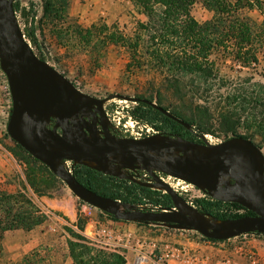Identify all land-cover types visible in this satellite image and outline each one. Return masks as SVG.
<instances>
[{
	"label": "rangeland",
	"instance_id": "rangeland-1",
	"mask_svg": "<svg viewBox=\"0 0 264 264\" xmlns=\"http://www.w3.org/2000/svg\"><path fill=\"white\" fill-rule=\"evenodd\" d=\"M16 3L18 4L16 15L24 36L26 32H33L35 42L26 36L25 38L35 54L62 73L82 92L97 98H105L112 93L139 96L156 103L158 102L156 96L164 94L173 102L181 103L174 94L161 87L158 77L125 69L127 55L119 46L102 43L95 32L96 35L88 39L83 37L85 32L80 28H88L92 23L99 21L108 25L114 24L124 32H130L137 20H144V16L134 10L131 0H69L66 20L57 17L53 12H44L42 0H16ZM248 13L256 21L262 18L257 9L248 10ZM191 14L198 22H204L212 16V12L200 2L192 7ZM263 51L264 49L257 53L256 62L245 66L237 62L233 56L219 50H213L209 58L214 63L216 76L223 81L232 84L251 78L252 81L264 83ZM11 105L8 82L0 68V189L8 191L18 189L21 187L20 178L24 173L30 174L35 178L39 191L43 193L36 195V198L48 217L31 233L22 230L6 232L3 239L5 252L0 254V264L57 262L59 255H51L45 246L34 243L35 232L45 229L56 234V237L61 236L58 239V246L60 250L66 248L68 251L67 240H75L73 235L78 228L83 229V234L91 238L96 248L123 255L124 264H134L136 249L143 248L149 252L153 242L157 246L166 243L183 245L199 253L204 260L203 264H264V234L246 233L222 241H211L194 230L170 228L158 223L138 224L121 221L125 224H117L116 220L110 219L105 212L79 199L61 180H48L39 162L34 161L15 144L6 130ZM136 105L137 102L119 98L109 99L104 103L111 132L120 136L115 127L117 122H123L127 111L130 112ZM210 112L212 118H215V111ZM212 118L209 117L208 123L212 133L205 134L208 142L216 143L232 136L230 131L224 130L217 120ZM192 129L194 130L193 127ZM189 132L191 135L189 137H194L192 140L198 139L193 131ZM235 132L243 133L245 129L236 127ZM176 134L181 135L180 132ZM254 140L259 143L264 154V141H259L257 137ZM65 164L70 168L72 166L70 161ZM141 175L139 176L143 179ZM84 176L91 180L96 189L118 194L120 198L129 200L135 198L137 203L118 199L121 202L155 209L159 206L153 202L163 201L164 192L157 187H148L149 191L137 190L127 195L117 181L90 172ZM160 176L191 204L194 199L203 198L210 202L207 208L213 213L245 212L226 201H222L221 204L213 202L215 199L182 180L164 174ZM207 214L214 216L211 213ZM22 245H25L24 249ZM69 260L73 264L72 259Z\"/></svg>",
	"mask_w": 264,
	"mask_h": 264
},
{
	"label": "water",
	"instance_id": "water-1",
	"mask_svg": "<svg viewBox=\"0 0 264 264\" xmlns=\"http://www.w3.org/2000/svg\"><path fill=\"white\" fill-rule=\"evenodd\" d=\"M13 2L0 0V68L11 96L6 130L13 141L79 199L117 220L194 230L217 241L245 233L264 234V154L259 145L241 135L211 143L204 133H196L200 141L162 132L139 138L114 134L104 109V103L113 98L149 104L193 129L149 98L118 93L97 98L82 92L35 54L19 26ZM66 161L157 187L168 194L172 206L148 209L99 194L83 185ZM137 169L149 178L133 174ZM160 174L189 183L215 200L237 203L253 214L228 218L207 214Z\"/></svg>",
	"mask_w": 264,
	"mask_h": 264
},
{
	"label": "trees",
	"instance_id": "trees-1",
	"mask_svg": "<svg viewBox=\"0 0 264 264\" xmlns=\"http://www.w3.org/2000/svg\"><path fill=\"white\" fill-rule=\"evenodd\" d=\"M42 1L44 12H53L65 20L68 18L69 0ZM198 2L212 12L210 19L204 22H198L191 14L192 7ZM131 3L134 10L144 16V20H137L130 32H124L114 24L108 25L99 21L88 28H80L85 32L83 37L88 39L97 34L102 43H113L125 52V69L158 77L161 87L174 94L181 103L173 102L164 94L156 96L157 103L187 121L194 128L191 131L195 135L212 133L208 123L209 117H213L210 111L214 110L216 117L212 119L217 120L224 130L230 131L232 136H245L257 145L259 143L254 140L256 137L259 141H264V83L252 81L251 78L232 84L223 81L216 76L214 63L209 58L213 50H219L233 56L243 66L256 62L257 53L264 49V0H131ZM13 6L16 12V0ZM252 9H257L262 15L260 21L249 15L248 10ZM25 36L35 42L32 31L26 32ZM130 113L135 118L154 123L158 132H180L186 138H194L189 137L191 135L187 128L149 104L137 102ZM236 127H243L245 132H235ZM15 144L34 161L39 162L48 180L60 181L47 166L19 144ZM71 170L83 185L112 198L137 203L135 198H120L118 194L96 189L84 174L96 173L117 181L127 195L137 190H150L130 180L103 175L83 165L71 166ZM20 185L14 191L0 189V253L2 239L7 231L31 230L48 217L36 198V195L43 193L37 188L35 178L24 173L20 178ZM162 199L163 201L156 200L153 204L159 207L172 206L168 194L163 193ZM213 202L222 203L218 200ZM209 203L203 198L193 200L195 207L218 218L253 214L234 202L228 204L245 212L213 213L207 208ZM107 216L112 220L123 221ZM73 237L74 241L67 240L68 254L73 264L125 263L123 255L105 252L93 246L90 238L83 234V229L78 228Z\"/></svg>",
	"mask_w": 264,
	"mask_h": 264
},
{
	"label": "built area",
	"instance_id": "built-area-1",
	"mask_svg": "<svg viewBox=\"0 0 264 264\" xmlns=\"http://www.w3.org/2000/svg\"><path fill=\"white\" fill-rule=\"evenodd\" d=\"M124 117H126V119L124 118L125 120L123 122L118 121L115 126L116 131L120 134V136H130L139 138L158 132V130L153 124L144 122L141 119L133 117L129 111H127ZM68 168L70 169V167ZM142 175L148 176L145 171L142 172ZM256 234L262 235L258 233ZM242 235H246V233ZM151 246L152 248L149 252H146L143 248L136 249L137 253L134 257V264H147V262H151L152 264L204 263V260L199 255V253H197L196 251H192L183 245L177 246L166 243L163 246H157L156 243L153 242ZM152 255L154 257H151Z\"/></svg>",
	"mask_w": 264,
	"mask_h": 264
},
{
	"label": "crops",
	"instance_id": "crops-1",
	"mask_svg": "<svg viewBox=\"0 0 264 264\" xmlns=\"http://www.w3.org/2000/svg\"><path fill=\"white\" fill-rule=\"evenodd\" d=\"M116 223L119 225L125 224V222H121V221H116ZM39 225H37L36 227H38ZM36 227H34L31 230H22V231H24L26 233H31L32 231H34V229ZM16 230H21V229H16ZM10 231H14V230H10ZM5 234H4V236H5ZM4 236H3V239H4ZM35 236L36 237L34 238L35 239L34 243L45 246L47 251H49V253H51V255H55V254L59 255V260L57 262L53 261L51 264H71V262L69 260L70 256L68 254L67 249L63 248L60 250V248L58 246V241H59L58 239L61 238V236L56 237V234H54L53 232H51L49 230H45V229L36 231ZM3 239H2V250H1L0 254L5 252L4 245H3ZM21 247L24 249L25 245H22ZM12 259H14V258H12Z\"/></svg>",
	"mask_w": 264,
	"mask_h": 264
},
{
	"label": "flooded vegetation",
	"instance_id": "flooded-vegetation-1",
	"mask_svg": "<svg viewBox=\"0 0 264 264\" xmlns=\"http://www.w3.org/2000/svg\"><path fill=\"white\" fill-rule=\"evenodd\" d=\"M141 173H142V170L137 169V170H135V172L133 174L141 175ZM141 176H143V175H141ZM148 178H149V175L148 176H143V179H148Z\"/></svg>",
	"mask_w": 264,
	"mask_h": 264
},
{
	"label": "bare ground",
	"instance_id": "bare-ground-1",
	"mask_svg": "<svg viewBox=\"0 0 264 264\" xmlns=\"http://www.w3.org/2000/svg\"><path fill=\"white\" fill-rule=\"evenodd\" d=\"M172 186V185H171Z\"/></svg>",
	"mask_w": 264,
	"mask_h": 264
}]
</instances>
